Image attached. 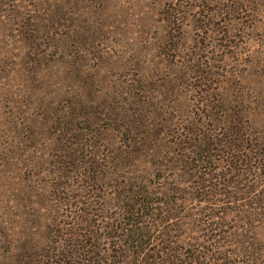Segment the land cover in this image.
<instances>
[{"label": "rangeland", "instance_id": "1", "mask_svg": "<svg viewBox=\"0 0 264 264\" xmlns=\"http://www.w3.org/2000/svg\"><path fill=\"white\" fill-rule=\"evenodd\" d=\"M230 112L228 156L185 149ZM71 232L111 264H264V0H0V264L71 262Z\"/></svg>", "mask_w": 264, "mask_h": 264}, {"label": "trees", "instance_id": "2", "mask_svg": "<svg viewBox=\"0 0 264 264\" xmlns=\"http://www.w3.org/2000/svg\"><path fill=\"white\" fill-rule=\"evenodd\" d=\"M227 114H225L226 116ZM237 115L235 116V112L231 113L229 115H227L226 119L224 121H222L221 125H218V128L220 130H223V132L225 133V137L223 139H220V144L219 141H217V139L215 138V136L213 133L215 130H207V132H202L201 135L199 134V132L195 133L198 135V137L195 138H187L188 140V145L185 148L186 150H188L189 152H195L197 156V160H200L202 162H205V164L210 163L212 161V158L215 159L214 156H228V152L225 153L224 150H222L221 148L223 147H227L225 144V140L226 138L228 139L227 136L229 137H233V136H238L236 134L239 133V130H237L239 127L237 126L239 124V118L237 119ZM235 120L238 122H235ZM229 125V126H228ZM230 127V128H229ZM240 136V135H239ZM242 138V135L240 137H236L233 140H240ZM185 140V141H187ZM186 143V144H187ZM231 142H229L230 144ZM231 146V145H229ZM215 154V155H214ZM186 159V158H185ZM210 160V162H209ZM205 168H208V171L206 172H202L201 176H196L195 178L199 179L198 183L201 185L204 184V182L208 181L207 180V176L208 178H211V167L208 166H204ZM199 181H202V183H200ZM212 184V183H211ZM228 184L225 183L224 181H217L216 185L218 186H226ZM204 187L199 188L200 190H202L201 197L202 198V194L203 195H207L208 192H212V189L216 190V186L214 184V187H212L211 185H203ZM207 187V190H206ZM220 189V188H219ZM205 190V191H203ZM221 190V189H220ZM214 193H216L214 191ZM213 194V193H212ZM217 194V193H216ZM146 197L142 196V194L140 195V197L137 199L138 202H140V208H144L146 207V204L148 203L145 199ZM204 198V197H203ZM206 198V197H205ZM139 208V210H140ZM133 208L127 209V210H132ZM126 210V212H127ZM125 212V210H123ZM122 219L119 218V220ZM122 221V220H121ZM126 225H129V227H125ZM123 229H125V232ZM95 230V229H94ZM120 230H122L121 232L123 233H117V234H113V237H115L118 240V244L121 242L123 244H126V241L130 239H132V242H136L139 240H141L142 238H144L146 235H148L149 237V229L146 231H144V227H142L140 225V222L136 221L131 223H124V226L120 225ZM147 233V234H146ZM71 235L74 236V239H71V243L68 245V247H72L73 249V253H71L72 257V261L65 263V264H76V259H78L79 261H83V264H111L110 260L107 262V258L105 256L101 257V253L98 251H94V249L96 248V245L86 241L85 239H83V235L82 237H80V235L78 233H73L71 232ZM125 235V236H124ZM76 237H80V238H76ZM112 237V238H113ZM96 238V236L91 235L89 237V240H94ZM139 246H143L141 244H139ZM76 253V254H75ZM58 255V253H51L49 255V262H51V264H58V261L56 259V261L54 260V258H56ZM106 261V262H105ZM60 264H64L63 262Z\"/></svg>", "mask_w": 264, "mask_h": 264}]
</instances>
